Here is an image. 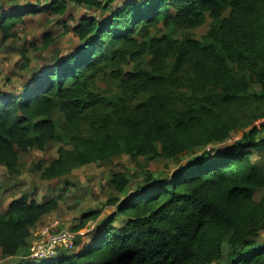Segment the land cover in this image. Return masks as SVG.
<instances>
[{"label":"trees","instance_id":"obj_1","mask_svg":"<svg viewBox=\"0 0 264 264\" xmlns=\"http://www.w3.org/2000/svg\"><path fill=\"white\" fill-rule=\"evenodd\" d=\"M71 1L97 11L74 27L79 45L17 92L0 90V166L17 177L21 157L52 141L62 146L43 167L46 181L120 155L193 158L132 194L129 177L112 172L111 186L126 198L106 202L114 212L77 235L76 250L18 264H264V161L252 160L255 151L264 156V124L227 143L248 125L241 114L264 118V0ZM13 6L0 9L2 42L17 36L21 15L60 14L65 4ZM205 14L211 21L197 39L191 32ZM158 27L165 32L153 36ZM139 60L146 69H122ZM107 75L116 94L97 87ZM56 110L69 134L58 132ZM58 205L55 196L12 198L0 213V255L26 248ZM100 213L83 212L71 231Z\"/></svg>","mask_w":264,"mask_h":264},{"label":"rangeland","instance_id":"obj_2","mask_svg":"<svg viewBox=\"0 0 264 264\" xmlns=\"http://www.w3.org/2000/svg\"><path fill=\"white\" fill-rule=\"evenodd\" d=\"M51 1L53 0H0V9L8 11L9 7L13 5H25L27 3L45 5ZM60 2L65 4L60 14L42 11L21 15V19L15 28L17 36L4 42L0 40V90L17 92L24 85H28L33 76L79 45L74 27L83 14L97 15V11L80 4H73L71 0H60ZM210 21L209 16L205 14L201 24L191 32L192 35L199 39L208 30ZM163 32L165 29L162 27L154 28L152 35H160ZM135 66L137 69H146V62L141 60L130 62L123 65L122 69L131 71ZM97 87L104 95H112L118 92V83L110 75L99 80ZM254 114L251 110L241 114V122H246L248 125L245 128L235 129L227 143L230 144L237 140L243 131L254 124H264V118L257 122L254 121L251 118ZM53 119L59 127L58 132L65 135L71 132L66 133L61 128L63 115L59 110L54 112ZM262 137H264V131L261 134ZM60 146L62 143L52 141L42 151L33 149L24 154L20 159V174L17 177L9 176L5 168L0 166V213L12 198L21 194H28L38 202L50 196L59 198L58 207L43 216L33 232L41 229V227H48L53 231L73 230L82 223L83 212L100 210L101 213L96 219L88 220L82 228L76 231L78 236L86 237V234L93 232L107 216L114 212V206L106 205L108 200L113 197L124 199L127 194L139 191V188L146 182L164 178L193 158V155L188 154L176 159H146L143 157L130 159L126 155H120L113 158L110 163L87 164L73 169L66 177L43 180L40 176L43 167L57 156V149ZM256 159L264 161L263 154L255 151L252 160ZM112 172H123L129 177L130 183L127 187V194L114 191L109 182ZM261 194V191L257 192L255 198L258 199ZM116 220L113 223L114 226L120 224L124 219L119 217ZM85 237L83 240L86 239ZM32 239L30 238L27 247L21 249L15 256L2 257L0 255V264H18L20 261L34 259L29 252ZM74 250H76L75 245L67 252Z\"/></svg>","mask_w":264,"mask_h":264},{"label":"built area","instance_id":"obj_3","mask_svg":"<svg viewBox=\"0 0 264 264\" xmlns=\"http://www.w3.org/2000/svg\"><path fill=\"white\" fill-rule=\"evenodd\" d=\"M77 234L66 229L53 231L48 227H41L33 232L30 256L38 260L52 258L58 252L72 248Z\"/></svg>","mask_w":264,"mask_h":264},{"label":"crops","instance_id":"obj_4","mask_svg":"<svg viewBox=\"0 0 264 264\" xmlns=\"http://www.w3.org/2000/svg\"><path fill=\"white\" fill-rule=\"evenodd\" d=\"M71 3L75 4V3H74V2H72V1H71ZM83 6H84V5H83ZM84 7H86V6H84ZM86 8H87V7H86ZM85 16H86V15H85V14H83V15L80 17V19H81V18H83V17H85ZM31 238H32V237H31Z\"/></svg>","mask_w":264,"mask_h":264}]
</instances>
